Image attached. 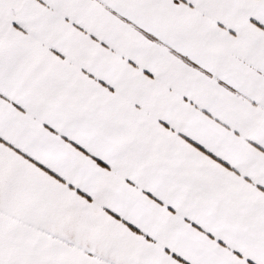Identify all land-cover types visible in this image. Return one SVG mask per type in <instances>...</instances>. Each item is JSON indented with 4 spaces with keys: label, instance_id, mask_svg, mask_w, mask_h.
<instances>
[{
    "label": "snow or ice",
    "instance_id": "snow-or-ice-1",
    "mask_svg": "<svg viewBox=\"0 0 264 264\" xmlns=\"http://www.w3.org/2000/svg\"><path fill=\"white\" fill-rule=\"evenodd\" d=\"M0 264H264V0H0Z\"/></svg>",
    "mask_w": 264,
    "mask_h": 264
}]
</instances>
